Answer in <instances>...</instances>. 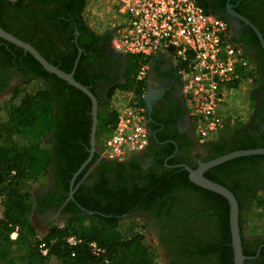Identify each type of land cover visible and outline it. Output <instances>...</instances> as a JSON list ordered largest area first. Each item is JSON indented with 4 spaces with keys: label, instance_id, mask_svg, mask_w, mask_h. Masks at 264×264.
I'll list each match as a JSON object with an SVG mask.
<instances>
[{
    "label": "trees",
    "instance_id": "trees-1",
    "mask_svg": "<svg viewBox=\"0 0 264 264\" xmlns=\"http://www.w3.org/2000/svg\"><path fill=\"white\" fill-rule=\"evenodd\" d=\"M0 26L31 44L62 72H73L75 61L60 64L51 60L32 41L22 39L7 28L1 15ZM259 30L264 38V30ZM95 37L101 39V36ZM107 37L110 39L109 35ZM253 37L251 45L257 52L256 61L264 66V51L257 36L253 34ZM0 43L4 63L23 71L26 79L10 98L8 120L0 126V264H156L142 235L124 237L122 229L126 220L121 219L141 210L150 212L155 206H158L156 215L167 214L171 224L168 243L177 252L180 261L177 264H234L228 201L194 185L181 167L186 165L196 170L198 164L178 156L165 163V158L174 154L173 146L160 162L163 171L160 175L153 169L141 175L145 171L139 164L102 157L103 141H100L113 133L118 122L116 112L108 109L114 93L131 92L145 105L146 85L136 80L138 57H126L124 82L116 85L106 97L96 94L90 79L80 73V65L74 72L75 81L90 90L98 100L99 110L104 111L103 115L98 114L97 151L75 180L74 201L61 213L68 219L49 225L44 238H40L33 223V192L39 184L46 190L45 182L49 177L55 182L37 199L36 207L41 214L50 202H56L57 211L69 197L74 176L89 158L92 102L84 93L44 70L29 53L2 39ZM244 127L245 124L226 123L218 140H228L229 144L211 161L237 151L264 149V137L258 141L235 138L246 133ZM97 162L98 184L94 191H87L80 182ZM261 169H264V156H251L229 161L205 173V178L230 190L238 201L243 254L249 258L245 264H264V241L248 239L243 234L245 215L251 207L264 216V196L260 195L264 192V182L262 190L255 194L245 193L247 190L241 185L245 176H255ZM108 176L115 180L113 187ZM175 206L178 209H173ZM163 208H167L168 213L162 211ZM14 233L18 235L15 241L11 238ZM69 237H76L82 243L70 248L66 242ZM43 243L49 249L46 256L39 251ZM92 243L97 244L103 254L95 256L90 248Z\"/></svg>",
    "mask_w": 264,
    "mask_h": 264
},
{
    "label": "flooded vegetation",
    "instance_id": "flooded-vegetation-1",
    "mask_svg": "<svg viewBox=\"0 0 264 264\" xmlns=\"http://www.w3.org/2000/svg\"><path fill=\"white\" fill-rule=\"evenodd\" d=\"M86 1L0 0V15L7 28L22 39L32 41L31 43L43 50L51 60L60 64H70L75 61L72 73L74 74L80 65V73L90 79L96 94L99 97H106L116 85L122 84L124 80V58L112 49L110 34L98 35L87 23L85 19ZM201 4L213 15L228 21L232 41L243 46L256 63L259 83L255 94V109L251 114L254 117H250L245 124L246 133H240L235 138L238 141L248 139L258 141L264 137V66L256 61L257 52L251 45L255 32L231 12L247 19L258 30H264V0H201ZM95 36H101V39L97 40ZM2 45L0 43V47H3ZM25 80L24 72L9 63H4L2 53H0V96L12 95ZM150 81L149 100L146 104L148 127L153 141L150 140L145 151L127 162L131 165H141L145 171L141 175H146L150 169L160 175L163 172L160 162L171 146L175 147L174 154L172 157L165 158V163L178 156L180 159L191 161L199 166L200 163L216 158L217 154L229 144L228 140L216 139L203 142L198 138L188 114L183 95V82L177 69L173 66H165L161 71H154ZM255 129H259L260 132L256 133ZM98 166L97 162L80 182V185L82 184L87 191H94L98 184L96 171ZM107 180L113 187L114 178L108 176ZM263 182L264 169H261L255 176H245L241 185L247 190L245 193L255 194L262 190ZM54 184L55 182H52L51 188ZM58 197L59 195H56V198ZM70 201L74 199L70 198L69 193V197L57 211L56 202H50L42 215L50 216L57 213L63 216L61 213ZM173 209L178 208L175 206ZM163 210L168 213L167 208ZM157 211L158 206H155L150 212L141 210L124 215L121 219L141 218L144 220L155 235L158 248L167 256V264L180 263L176 250L168 243L171 241L172 233L167 214L158 217ZM86 214L93 215V213ZM173 215L176 214L173 213ZM174 222L176 224L178 220L175 219Z\"/></svg>",
    "mask_w": 264,
    "mask_h": 264
},
{
    "label": "built area",
    "instance_id": "built-area-1",
    "mask_svg": "<svg viewBox=\"0 0 264 264\" xmlns=\"http://www.w3.org/2000/svg\"><path fill=\"white\" fill-rule=\"evenodd\" d=\"M112 3L108 24L112 49L138 57L137 82L146 85L143 105L131 92L117 91L112 107L118 116L113 133L101 145L102 157L124 163L145 151L151 140L148 127V96L151 59L168 55L183 82L188 114L198 138L218 139L227 123L223 107L232 90L251 80L257 72L254 59L233 42L228 21L207 12L201 0H101ZM0 197V216L2 215ZM14 233L12 240L17 239ZM70 248L82 243L66 240ZM95 256L103 254L90 244ZM43 256L46 244L39 246Z\"/></svg>",
    "mask_w": 264,
    "mask_h": 264
},
{
    "label": "rangeland",
    "instance_id": "rangeland-1",
    "mask_svg": "<svg viewBox=\"0 0 264 264\" xmlns=\"http://www.w3.org/2000/svg\"><path fill=\"white\" fill-rule=\"evenodd\" d=\"M112 12L113 6L111 2H102L101 0L86 1L85 19L92 30L98 35L107 34L108 31H104V29L101 27L102 24L104 25L106 24V22L108 24ZM126 68L127 62L124 58V74H126ZM258 78L259 74L256 72L251 80L245 82L244 84L230 92V94L228 95L227 104H225L223 107L224 117L227 120V124L231 123L232 126H241L248 122L253 111L254 97L257 92L259 83ZM24 83H22L18 87L22 86ZM12 95L10 94L0 96V126L4 125L8 120L7 108ZM115 95L116 92L114 93L113 97ZM113 97L110 102V107L108 108L111 111H114L112 107ZM103 112L104 111L99 110L98 114L103 115ZM104 138L105 137H103L100 142L104 141ZM45 185H47L46 190H43L42 185L39 184L36 186L33 192V223L37 228L40 238H44L49 225L61 223L63 220L68 219L66 217L60 216L57 213L51 214L50 216H45L38 211V208L36 207L37 199L38 197L44 195L51 188V177H49L48 181L45 182ZM260 195L264 196V192H260ZM122 233L126 238L132 237L137 234L142 235L144 237V244L148 248L149 252L153 255L156 264H167V256L160 248H158L155 235L152 233L151 228H149L144 220H142L141 218L126 219L123 225ZM243 234L248 239L255 238L264 240V216L261 215L254 207H251L245 215Z\"/></svg>",
    "mask_w": 264,
    "mask_h": 264
},
{
    "label": "water",
    "instance_id": "water-1",
    "mask_svg": "<svg viewBox=\"0 0 264 264\" xmlns=\"http://www.w3.org/2000/svg\"><path fill=\"white\" fill-rule=\"evenodd\" d=\"M231 14L240 18L252 28V30L255 32L256 36L258 37L262 50L264 51V38L261 32L247 19L237 15L234 12H231ZM0 39L24 50L26 53H29L44 68V70H46L50 74L57 76L59 79L65 81L69 85L81 91L92 102V112H91L92 128L90 135L89 158L82 165V167L80 168L78 173L74 176L71 182L70 198L74 199L73 195L75 193V190L73 188H74L75 180L80 175V173L87 167V165L92 161L97 151L96 138H97V130H98V112H99L98 100L90 92L88 88L82 86L81 84L75 81L73 73L66 74L65 72H62L60 69L50 64L44 57H42V55L31 44L26 43L18 39L17 37L13 36L12 34L6 32L1 28V26H0ZM122 56L126 60V56L124 55ZM148 100H149V96H146L145 98L146 103L148 102ZM251 156H264V149L233 152L228 155L217 158L215 160L205 163H200L196 170H193L186 165L181 166L183 169H185L188 172L189 179L194 185L202 189H205L207 191H210L212 193H215L217 195H220L228 201L230 206V228H231V236H232V248L234 252V264H245V262L249 259L243 254L241 230L239 226V215H240L239 204L235 195L230 190L205 178V173L229 161L243 157H251Z\"/></svg>",
    "mask_w": 264,
    "mask_h": 264
},
{
    "label": "crops",
    "instance_id": "crops-1",
    "mask_svg": "<svg viewBox=\"0 0 264 264\" xmlns=\"http://www.w3.org/2000/svg\"><path fill=\"white\" fill-rule=\"evenodd\" d=\"M165 66H174L172 58L168 55L157 56L151 59L150 63V75H149V85H150V77L154 71H161Z\"/></svg>",
    "mask_w": 264,
    "mask_h": 264
}]
</instances>
